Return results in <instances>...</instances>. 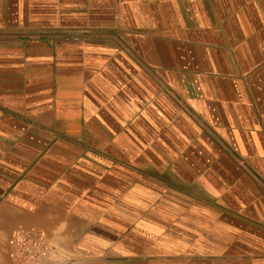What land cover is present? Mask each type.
Segmentation results:
<instances>
[{"label": "crops", "instance_id": "crops-1", "mask_svg": "<svg viewBox=\"0 0 264 264\" xmlns=\"http://www.w3.org/2000/svg\"><path fill=\"white\" fill-rule=\"evenodd\" d=\"M264 264V0H0V264Z\"/></svg>", "mask_w": 264, "mask_h": 264}, {"label": "built area", "instance_id": "built-area-1", "mask_svg": "<svg viewBox=\"0 0 264 264\" xmlns=\"http://www.w3.org/2000/svg\"><path fill=\"white\" fill-rule=\"evenodd\" d=\"M98 3L113 0H96ZM11 257L18 264H43L48 258L50 250L41 232L17 231L9 242Z\"/></svg>", "mask_w": 264, "mask_h": 264}]
</instances>
